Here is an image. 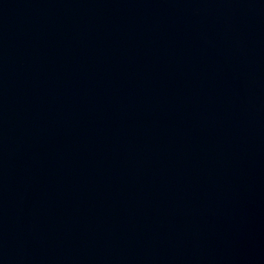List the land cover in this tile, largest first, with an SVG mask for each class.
I'll use <instances>...</instances> for the list:
<instances>
[{
    "label": "water",
    "instance_id": "1",
    "mask_svg": "<svg viewBox=\"0 0 264 264\" xmlns=\"http://www.w3.org/2000/svg\"><path fill=\"white\" fill-rule=\"evenodd\" d=\"M0 264H264V0H0Z\"/></svg>",
    "mask_w": 264,
    "mask_h": 264
}]
</instances>
